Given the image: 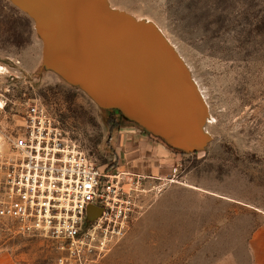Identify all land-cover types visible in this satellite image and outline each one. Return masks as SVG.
I'll return each instance as SVG.
<instances>
[{
    "label": "rangeland",
    "instance_id": "obj_1",
    "mask_svg": "<svg viewBox=\"0 0 264 264\" xmlns=\"http://www.w3.org/2000/svg\"><path fill=\"white\" fill-rule=\"evenodd\" d=\"M38 1L45 3L0 0V71L8 69L0 74L2 151L11 152L10 136L33 101L44 104L109 173L122 171L112 144L118 132L146 134L173 154L178 175L167 180L171 165L168 173L154 175L157 179H144L134 191L128 232L93 264H249V235L264 218V0H94L118 16L151 23L183 57L207 103L196 86L201 102L185 83L195 104L188 145L176 142L174 132L170 138L162 127L146 124L154 121L150 115L144 123L134 106L122 122L115 121L120 115H111L113 108L87 79H74L60 68L66 55L48 52L49 23L36 12ZM46 1L64 16L58 0ZM67 1L78 3L63 4ZM142 33L154 46L166 81L173 84L178 73L185 82L166 47L149 29ZM201 115L204 139L209 134L205 141L197 130ZM133 116L144 127L130 124ZM157 131L164 137L155 136ZM161 182V190H152ZM0 258L10 264H56V249L49 239L21 233L12 220L0 218Z\"/></svg>",
    "mask_w": 264,
    "mask_h": 264
},
{
    "label": "built area",
    "instance_id": "obj_2",
    "mask_svg": "<svg viewBox=\"0 0 264 264\" xmlns=\"http://www.w3.org/2000/svg\"><path fill=\"white\" fill-rule=\"evenodd\" d=\"M26 105L24 123L10 136L11 152L0 146V218L12 220L21 233L49 239L56 264H93L128 232L134 191L145 178L158 177L106 172L44 104ZM178 171L172 165L165 180L174 181ZM164 184H153L152 190ZM91 205L102 209L93 221L87 217Z\"/></svg>",
    "mask_w": 264,
    "mask_h": 264
},
{
    "label": "water",
    "instance_id": "obj_3",
    "mask_svg": "<svg viewBox=\"0 0 264 264\" xmlns=\"http://www.w3.org/2000/svg\"><path fill=\"white\" fill-rule=\"evenodd\" d=\"M63 1L58 0V8L63 9L64 16H57L46 0L47 5L44 1L42 5L37 2L36 11L41 19L49 23L47 43L50 55H66L60 68L69 71L74 79L82 82L87 79L94 86L96 96L105 101V106L120 109L124 116L129 115L134 106L144 123L148 117H152L154 121L150 120L146 124L154 129L162 127L170 138L169 132H174L172 136L176 142L188 145L187 136L193 135L195 113V104L184 90L187 82L190 85L188 78L182 82L177 73L173 76V84L172 81H166L167 75L161 70L160 62L156 64L154 46L142 29L130 26L128 30L124 28L128 26L126 23L112 22L93 6L94 0H77L78 3L67 1L64 4ZM184 99L192 103L190 109H182ZM164 101L168 104L164 105ZM149 102L152 106L148 105ZM133 117V121L143 126ZM153 134L164 137L158 131ZM167 142L176 147L171 141ZM101 213L100 207L91 205L88 207V220L97 219Z\"/></svg>",
    "mask_w": 264,
    "mask_h": 264
},
{
    "label": "crops",
    "instance_id": "obj_4",
    "mask_svg": "<svg viewBox=\"0 0 264 264\" xmlns=\"http://www.w3.org/2000/svg\"><path fill=\"white\" fill-rule=\"evenodd\" d=\"M128 129L120 130L112 143L120 160V168L146 175L165 174V171L168 173L173 164L170 157L173 154L163 152L162 145L150 136ZM248 253L249 264H264V218L249 235ZM0 264L10 263L0 258Z\"/></svg>",
    "mask_w": 264,
    "mask_h": 264
},
{
    "label": "bare ground",
    "instance_id": "obj_5",
    "mask_svg": "<svg viewBox=\"0 0 264 264\" xmlns=\"http://www.w3.org/2000/svg\"><path fill=\"white\" fill-rule=\"evenodd\" d=\"M93 1V0H92ZM95 6V8L99 11H102L104 14H106L108 16V18L110 20H112V22H117V24H122V23H126L127 25L131 26L133 29H149L157 38L158 40L166 47V49L168 50V52L175 58V60L177 61V63L182 67L183 71L185 72L187 78H188V81H189V84L192 88V90L194 91V93L196 94L198 100L201 102L200 98H199V93H200V90H199V86H197L198 83L195 82V80L192 78V75L189 71V69L187 68L186 66V63L183 59V57L178 53V51L175 49V47L170 44L172 47H169L165 41L162 39V36L158 33V31L156 30L155 26L152 25L151 23L149 22H145L144 20H140V19H136L134 18L135 21H132L126 17H121V16H118L114 13H112L109 9H107L106 7H104L103 5H101L100 2H93ZM139 20V21H138ZM144 21V22H143ZM145 23V24H144ZM163 36L165 38H167L164 34ZM168 40V38H167ZM169 42V40H168ZM170 43V42H169ZM81 51V47H79V49ZM175 51V52H174ZM74 52H77V50H75ZM198 89V91L196 90V88ZM201 94V93H200ZM202 98H203V103L206 105L207 107V103L205 102L204 100V97L203 95L201 94ZM185 100V103L183 104L182 109H190L191 106H192V103L189 101V100ZM163 103H165L164 105L168 104L166 101H164ZM201 109H202V114H203V108L201 106ZM207 111H208V108H207ZM208 113V112H207ZM186 115H189L188 113H186ZM202 122H203V115L201 117V119L199 120L198 122V131L202 134L203 136V140L205 141L206 139H209V134H206L207 138L204 139V134H203V131L201 130V127H202ZM173 128V127H172ZM205 136V137H206Z\"/></svg>",
    "mask_w": 264,
    "mask_h": 264
},
{
    "label": "trees",
    "instance_id": "obj_6",
    "mask_svg": "<svg viewBox=\"0 0 264 264\" xmlns=\"http://www.w3.org/2000/svg\"><path fill=\"white\" fill-rule=\"evenodd\" d=\"M111 112H112V114L111 115H120L119 116V118H120V120L117 118L116 119V117L114 116L113 117V119H115V121H117V122H122L124 119H125V117L123 116L124 114L122 113V111L120 110V109H118V108H113V109H111ZM130 124H134V125H136V126H139V127H141L138 123H136V122H132V121H130ZM129 126V125H128ZM142 128V127H141Z\"/></svg>",
    "mask_w": 264,
    "mask_h": 264
}]
</instances>
